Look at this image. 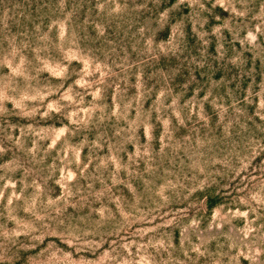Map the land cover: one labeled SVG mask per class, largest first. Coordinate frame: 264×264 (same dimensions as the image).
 <instances>
[{
    "label": "rangeland",
    "instance_id": "obj_1",
    "mask_svg": "<svg viewBox=\"0 0 264 264\" xmlns=\"http://www.w3.org/2000/svg\"><path fill=\"white\" fill-rule=\"evenodd\" d=\"M0 264H264V0H0Z\"/></svg>",
    "mask_w": 264,
    "mask_h": 264
}]
</instances>
